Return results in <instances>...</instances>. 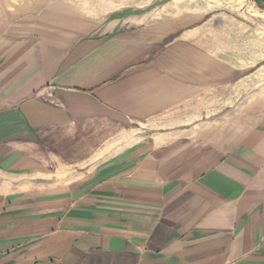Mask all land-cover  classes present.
I'll return each mask as SVG.
<instances>
[{"label": "crops", "instance_id": "1", "mask_svg": "<svg viewBox=\"0 0 264 264\" xmlns=\"http://www.w3.org/2000/svg\"><path fill=\"white\" fill-rule=\"evenodd\" d=\"M170 22L0 0V264H264V56Z\"/></svg>", "mask_w": 264, "mask_h": 264}, {"label": "rangeland", "instance_id": "2", "mask_svg": "<svg viewBox=\"0 0 264 264\" xmlns=\"http://www.w3.org/2000/svg\"><path fill=\"white\" fill-rule=\"evenodd\" d=\"M73 2L78 14L98 21L109 14L150 16L152 20H171L172 27L180 31L195 29L201 33V44L215 42L220 35V45L251 47L247 53L232 56L243 60L264 56V0H68ZM173 28V29H174ZM175 28V29H176ZM178 30L176 32H178ZM179 33L171 36L175 40ZM221 56H228L221 54ZM241 56V57H240ZM133 136V135H131ZM132 138V137H131Z\"/></svg>", "mask_w": 264, "mask_h": 264}, {"label": "built area", "instance_id": "3", "mask_svg": "<svg viewBox=\"0 0 264 264\" xmlns=\"http://www.w3.org/2000/svg\"><path fill=\"white\" fill-rule=\"evenodd\" d=\"M55 88V85H51L50 86V89L52 90V89H54Z\"/></svg>", "mask_w": 264, "mask_h": 264}]
</instances>
